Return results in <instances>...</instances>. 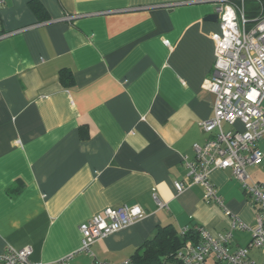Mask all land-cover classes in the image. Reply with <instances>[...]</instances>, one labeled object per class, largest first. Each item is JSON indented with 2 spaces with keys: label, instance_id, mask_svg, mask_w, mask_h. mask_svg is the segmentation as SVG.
Returning <instances> with one entry per match:
<instances>
[{
  "label": "crops",
  "instance_id": "0c3cea01",
  "mask_svg": "<svg viewBox=\"0 0 264 264\" xmlns=\"http://www.w3.org/2000/svg\"><path fill=\"white\" fill-rule=\"evenodd\" d=\"M212 1L6 0L0 258L12 246L44 264H124L161 227L216 237L234 218L247 229L233 231L232 250L250 244L255 211L231 170L209 175L224 207L200 185L175 188L188 180L194 145L211 138L201 124L214 116L204 88L221 34ZM258 147L264 158V138ZM247 172L264 183V159ZM134 205L144 219L80 251L82 224ZM251 257L264 262L258 250Z\"/></svg>",
  "mask_w": 264,
  "mask_h": 264
},
{
  "label": "built area",
  "instance_id": "2783aa9c",
  "mask_svg": "<svg viewBox=\"0 0 264 264\" xmlns=\"http://www.w3.org/2000/svg\"><path fill=\"white\" fill-rule=\"evenodd\" d=\"M246 1H212L221 34L213 36L215 62L204 88L214 95V116L201 124L211 138L204 145H194L195 159L187 163L188 180L176 183L175 188L182 193L193 185H200L204 189V200L224 207L209 175L215 169L231 170L255 211L257 228L252 231L250 244L236 250L231 247L233 231L247 229L238 218L233 219L228 232L216 237L200 226L185 228L182 236L191 230L198 236L177 253L179 264H264L251 257L252 249L264 255V183L255 182L247 172L249 167L262 165L264 159L258 147L264 138V10L261 8L259 15L249 19ZM5 3L6 0H0V10ZM224 123L231 127L242 124V129L226 132ZM158 204L163 207L160 202ZM145 217L139 205L107 208L80 226V251L90 253L98 241ZM32 254L31 247L8 246L0 261L3 264H44L32 261ZM70 259L71 256L57 264H70Z\"/></svg>",
  "mask_w": 264,
  "mask_h": 264
},
{
  "label": "trees",
  "instance_id": "16d2710c",
  "mask_svg": "<svg viewBox=\"0 0 264 264\" xmlns=\"http://www.w3.org/2000/svg\"><path fill=\"white\" fill-rule=\"evenodd\" d=\"M247 4H251L248 6ZM264 10V0L245 2L246 15L249 19ZM63 75V73H62ZM198 234L191 230L186 236L175 231L171 226L161 227L152 239L147 241L131 258L130 264H179L176 255L189 241H196Z\"/></svg>",
  "mask_w": 264,
  "mask_h": 264
},
{
  "label": "rangeland",
  "instance_id": "374dc122",
  "mask_svg": "<svg viewBox=\"0 0 264 264\" xmlns=\"http://www.w3.org/2000/svg\"><path fill=\"white\" fill-rule=\"evenodd\" d=\"M248 6H251V4H247ZM223 128L225 129V131H229L230 130V128H229V126L226 124V123H224L223 124Z\"/></svg>",
  "mask_w": 264,
  "mask_h": 264
}]
</instances>
